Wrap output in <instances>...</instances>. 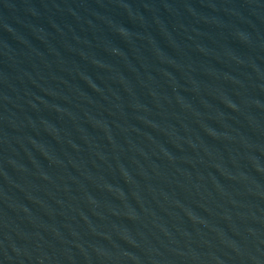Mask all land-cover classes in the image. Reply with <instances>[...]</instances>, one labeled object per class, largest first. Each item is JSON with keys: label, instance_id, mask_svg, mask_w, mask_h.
I'll return each mask as SVG.
<instances>
[{"label": "water", "instance_id": "water-1", "mask_svg": "<svg viewBox=\"0 0 264 264\" xmlns=\"http://www.w3.org/2000/svg\"><path fill=\"white\" fill-rule=\"evenodd\" d=\"M0 264H264V0H0Z\"/></svg>", "mask_w": 264, "mask_h": 264}]
</instances>
